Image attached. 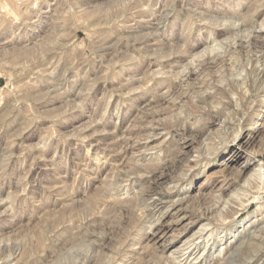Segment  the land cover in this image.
<instances>
[{"label":"rangeland","instance_id":"1","mask_svg":"<svg viewBox=\"0 0 264 264\" xmlns=\"http://www.w3.org/2000/svg\"><path fill=\"white\" fill-rule=\"evenodd\" d=\"M0 264H264V0H0Z\"/></svg>","mask_w":264,"mask_h":264},{"label":"bare ground","instance_id":"2","mask_svg":"<svg viewBox=\"0 0 264 264\" xmlns=\"http://www.w3.org/2000/svg\"><path fill=\"white\" fill-rule=\"evenodd\" d=\"M211 55H212V54H211ZM190 64H191V63H190ZM156 199H157V198H156ZM156 199H155V201H156ZM155 201H153V202L155 203ZM158 201H159V200H158ZM146 202H147V201H146ZM159 202H160V201H159ZM159 202H158V203H159ZM163 202H164V200H163ZM204 231H205V230H204ZM195 237H196V236H195ZM191 239H193V238H191ZM191 239H190V240H191ZM190 240H189V241H190ZM192 241H193V240H192ZM185 244H186V243H185ZM185 244H184L183 246H185ZM190 247H191V246H190ZM184 252H185V251H184ZM199 258H200V257H199ZM174 260H175V259H174ZM193 262H194V261H193Z\"/></svg>","mask_w":264,"mask_h":264}]
</instances>
